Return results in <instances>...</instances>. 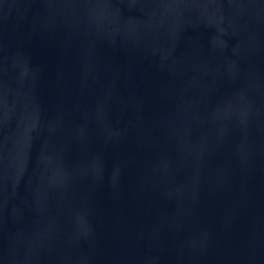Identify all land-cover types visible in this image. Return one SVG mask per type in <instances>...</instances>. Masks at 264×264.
<instances>
[{
    "label": "water",
    "instance_id": "95a60500",
    "mask_svg": "<svg viewBox=\"0 0 264 264\" xmlns=\"http://www.w3.org/2000/svg\"><path fill=\"white\" fill-rule=\"evenodd\" d=\"M0 264H264V0H0Z\"/></svg>",
    "mask_w": 264,
    "mask_h": 264
}]
</instances>
